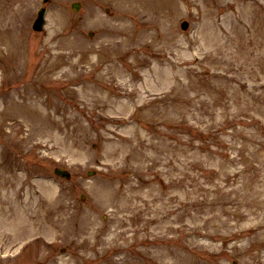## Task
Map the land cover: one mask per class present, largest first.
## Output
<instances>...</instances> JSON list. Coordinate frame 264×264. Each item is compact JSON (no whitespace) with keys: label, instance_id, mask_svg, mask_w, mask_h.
<instances>
[{"label":"rangeland","instance_id":"1","mask_svg":"<svg viewBox=\"0 0 264 264\" xmlns=\"http://www.w3.org/2000/svg\"><path fill=\"white\" fill-rule=\"evenodd\" d=\"M42 4L0 0V264H264V0Z\"/></svg>","mask_w":264,"mask_h":264},{"label":"bare ground","instance_id":"2","mask_svg":"<svg viewBox=\"0 0 264 264\" xmlns=\"http://www.w3.org/2000/svg\"><path fill=\"white\" fill-rule=\"evenodd\" d=\"M55 70V66H48V71L50 72H53ZM24 97L26 99H29L32 97L31 93L30 92H27L25 93ZM34 102L37 104H40L42 103V100L39 98V97H36V98H33ZM25 113L29 112V110L25 109L23 110ZM41 207L46 211L45 212V215L42 217V223H48V224H51V225H57V227L59 226V223H65V219L62 215H59L57 214V216H55L54 214H52L50 211H48V204L46 203H41ZM41 224V223H40ZM209 224V223H207ZM60 227V226H59ZM78 236L82 238L81 242L82 243H85L87 241H90L91 239V235H89V237H85L83 236V234L85 233L84 231L80 230L77 232ZM124 264V263H123ZM125 264H130V263H125Z\"/></svg>","mask_w":264,"mask_h":264},{"label":"water","instance_id":"3","mask_svg":"<svg viewBox=\"0 0 264 264\" xmlns=\"http://www.w3.org/2000/svg\"><path fill=\"white\" fill-rule=\"evenodd\" d=\"M74 7L77 9L79 7V5H75ZM43 14H44V12L42 11L41 12V16H40V18L37 21L36 26H35L36 29H38V30L42 29V25H43ZM57 173L62 174L64 176H67L68 177V174L65 171L57 170Z\"/></svg>","mask_w":264,"mask_h":264}]
</instances>
